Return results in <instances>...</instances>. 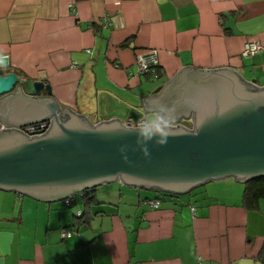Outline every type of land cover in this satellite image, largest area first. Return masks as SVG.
<instances>
[{
  "label": "crops",
  "instance_id": "crops-1",
  "mask_svg": "<svg viewBox=\"0 0 264 264\" xmlns=\"http://www.w3.org/2000/svg\"><path fill=\"white\" fill-rule=\"evenodd\" d=\"M252 40L263 49L243 56ZM149 50L157 76L139 71ZM0 56L7 72L50 85L61 111L137 120L155 111L117 97L146 106L187 66L230 68L264 87V0H0ZM241 185L210 182L155 208L144 202L158 191L118 181L94 192L103 204L92 208L80 194L68 206L0 191V264H264V200L245 206Z\"/></svg>",
  "mask_w": 264,
  "mask_h": 264
},
{
  "label": "water",
  "instance_id": "water-1",
  "mask_svg": "<svg viewBox=\"0 0 264 264\" xmlns=\"http://www.w3.org/2000/svg\"><path fill=\"white\" fill-rule=\"evenodd\" d=\"M3 59L0 122L9 129L0 131V191L54 203L117 181L186 195L218 180L264 177V87L233 69L184 67L143 107L114 94L133 112L174 110L173 135L163 146L149 142L145 157L126 120L93 124L68 107L61 111L50 85L7 72ZM28 125L38 130L21 131Z\"/></svg>",
  "mask_w": 264,
  "mask_h": 264
},
{
  "label": "clouds",
  "instance_id": "clouds-1",
  "mask_svg": "<svg viewBox=\"0 0 264 264\" xmlns=\"http://www.w3.org/2000/svg\"><path fill=\"white\" fill-rule=\"evenodd\" d=\"M4 65V59L0 56V66ZM174 110L161 107L151 115L141 116L140 121L132 128H126L128 134L136 135V143L140 146L145 157L150 156L148 143L154 141L156 145H166L174 132ZM126 127V126H125ZM126 146L121 148L123 152Z\"/></svg>",
  "mask_w": 264,
  "mask_h": 264
},
{
  "label": "built area",
  "instance_id": "built-area-1",
  "mask_svg": "<svg viewBox=\"0 0 264 264\" xmlns=\"http://www.w3.org/2000/svg\"><path fill=\"white\" fill-rule=\"evenodd\" d=\"M104 19L106 22H109L110 21L109 14H107ZM262 49H263V45L261 44V42L256 41V40H252V41H249L245 44V46L243 47V50H242V55L243 56H255V55H258ZM136 61H137V64L139 65V71L140 72L146 73V74L151 75V76H157L158 75L157 67L159 66V61H158L156 50H149V51H146L143 53H139L137 55ZM140 119L141 118H139L137 120H132V119H130L129 121L126 120L125 124L136 126L137 123L140 121ZM182 123L188 127L191 126V124H189V122H182ZM25 128L26 129L21 128V131L35 133L38 130V126H34V125H28ZM5 129H9V127H7L6 125H0V131L5 130ZM160 203L161 202L158 199L157 200H151V201L149 200L147 202V204H149L153 208L159 207ZM193 210H194V208H193ZM79 215H80V213H79ZM71 236H72V233L69 230L64 231L62 233L63 238H70ZM198 264H202V262H199Z\"/></svg>",
  "mask_w": 264,
  "mask_h": 264
},
{
  "label": "trees",
  "instance_id": "trees-1",
  "mask_svg": "<svg viewBox=\"0 0 264 264\" xmlns=\"http://www.w3.org/2000/svg\"><path fill=\"white\" fill-rule=\"evenodd\" d=\"M157 71L158 72L160 71L159 66L157 67ZM118 182H120V181H118ZM98 188L85 191L84 194L82 196H80V198L84 201L85 206H87L88 208H92L91 207L92 203L95 204L96 207L103 204L102 202H98L97 198L94 195V192ZM156 191H158V193L160 194V196H159L160 198L149 199L150 201L158 199L161 202L163 197H169V196H173L174 195V194H170L168 192H164V191H160V190H156ZM75 200H77L76 196H70L66 200L67 205L71 206L72 202H74ZM149 200H145L144 203L147 204V202ZM263 200H264V177L253 179L250 182H247L246 184H244L243 204L245 206H247L249 208H253V209H258L260 202L263 201ZM79 213H80V216H82V215L84 216V214H85V212L82 213V211H78L77 212L78 215H79ZM99 213H101V212H97L96 215L99 214ZM69 231H71V230H69ZM71 233H72V236H73V231H71Z\"/></svg>",
  "mask_w": 264,
  "mask_h": 264
},
{
  "label": "rangeland",
  "instance_id": "rangeland-1",
  "mask_svg": "<svg viewBox=\"0 0 264 264\" xmlns=\"http://www.w3.org/2000/svg\"><path fill=\"white\" fill-rule=\"evenodd\" d=\"M184 122H187V121H184ZM189 124H191V123L189 122ZM241 186H243V188H242L243 190H242V191H244V184H243V185H241ZM201 188H204V187H200V188H198V189H196V190H199V189H201ZM79 200H80V203H79V202H78V203L81 205V207H82V208H84V206H85V203H84V201H83V200H82L80 197H79ZM61 202H63V201H61ZM77 205H78V204H76V205H73V206H74V208H76V209H77Z\"/></svg>",
  "mask_w": 264,
  "mask_h": 264
},
{
  "label": "flooded vegetation",
  "instance_id": "flooded-vegetation-1",
  "mask_svg": "<svg viewBox=\"0 0 264 264\" xmlns=\"http://www.w3.org/2000/svg\"><path fill=\"white\" fill-rule=\"evenodd\" d=\"M8 127V126H7Z\"/></svg>",
  "mask_w": 264,
  "mask_h": 264
}]
</instances>
